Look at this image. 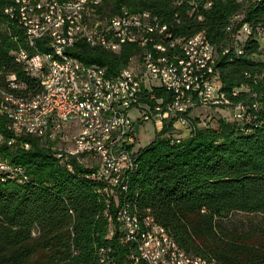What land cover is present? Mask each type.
Masks as SVG:
<instances>
[{"label": "trees", "instance_id": "16d2710c", "mask_svg": "<svg viewBox=\"0 0 264 264\" xmlns=\"http://www.w3.org/2000/svg\"><path fill=\"white\" fill-rule=\"evenodd\" d=\"M11 4L0 0V93L30 99L42 84L11 55L18 43L25 46L24 30L4 13ZM125 9L147 11L181 40L207 34L218 49L221 90L232 104L245 105L246 118H218L213 126L200 128L192 124L186 137H166L172 121L165 124L139 148L138 166L127 173L117 199L119 214L124 207L138 218L148 214L190 256L216 264H264V222L257 220L264 215V60L255 58L260 47L253 33L240 40L241 53L235 38L244 22L253 32L264 28V0H201L193 6L189 0H102L95 13L103 19ZM237 13L242 18L236 23ZM158 42L169 47V39L158 37ZM130 44L111 52L77 40L66 54L84 66L96 63L114 73L139 50ZM30 52L44 53L45 46L37 42ZM10 73L26 88H9ZM255 101L263 105L259 116L253 112ZM11 127L0 110L4 140L11 137ZM17 132L22 135L17 143L0 145L5 167H23L26 174L0 169V264H131L127 253L135 259L136 243L117 232L116 207L99 179L90 177L92 168L77 165L71 171L38 136ZM235 213L253 217L237 221ZM101 248L108 254H100Z\"/></svg>", "mask_w": 264, "mask_h": 264}, {"label": "built area", "instance_id": "2783aa9c", "mask_svg": "<svg viewBox=\"0 0 264 264\" xmlns=\"http://www.w3.org/2000/svg\"><path fill=\"white\" fill-rule=\"evenodd\" d=\"M49 8V17L46 21H70L75 19L74 12L66 9H56V1L79 0H47ZM201 0H198V4ZM39 10L35 0H13V4L4 8V13L14 21L18 27L20 24H27V29L38 28L42 23H35V12ZM95 12V11H93ZM242 15L237 13L233 16L234 22H240ZM112 23H121L122 30L112 32L113 37H120L122 43L130 44V36H138L133 32H127V25L132 22H124L118 19L117 15H105V23L90 25L86 22L85 35L90 36L91 40H101V35L111 33ZM232 24L226 27L230 30ZM28 35L27 32H23ZM254 34L258 40L264 42V28H247V22L240 25L236 32V52L239 53L240 40ZM207 36V34H206ZM163 39L174 40L172 48V62L165 63V60L158 57V48L148 50V46L141 47L127 61L125 66L117 69L114 73L107 69H99L95 63L94 68H81L79 65L69 63V60H57L56 63L44 64V68L35 66V59L28 52H23L21 44L11 51L15 61H19L23 71L28 76H33L37 81L42 76V70L50 68L54 73L56 91L50 93V104L46 109H53L54 116L47 124L42 125L43 129H37L39 140L42 145L49 147L57 159L63 160V165L69 166L73 171L75 166L92 168L90 177L99 179L101 188L108 193L116 207L114 219L117 232L121 236H129L133 243H137L140 250L143 251V260H134L127 257L131 264H162V261L169 260V252H176L174 245L170 240H164L166 245V258L157 259V246H155L156 229L148 222L149 237H141L138 229L133 227L131 220L125 219L123 214H119L117 199L122 192V186L127 180L129 169L138 166L136 156L140 144L136 128L138 124L151 121L157 126V132L172 121L171 133L165 132L166 137H182L178 130L188 129L190 132V123L187 119L190 109L195 107H207L212 104H221L229 102L221 90V77H215L213 63L218 59V49L209 37L203 39L200 43L190 47L191 55H183L181 41L179 36H174L167 24L164 34L159 36ZM57 38L67 40L68 47L59 49ZM14 39V38H13ZM45 46L47 54V45H58V52H70L69 43L72 41L62 35H57L54 43H47L46 37L43 39H32ZM228 49H224L223 54ZM60 62L69 64L68 82L59 81ZM81 68L82 78L72 77V69ZM92 69H99V76H92ZM6 81L14 87L26 88L24 82L19 81L14 73L6 75ZM101 82H110V96H98V87ZM87 85H96L95 94H87ZM238 93L237 89L232 92ZM106 97V105L102 111L97 110L99 98ZM188 100L189 108L180 109L179 101ZM238 112L234 118L241 120L245 117V105L236 103ZM135 112L132 114V112ZM64 112H72V119L66 125L59 127L56 125V117ZM31 116V115H21ZM81 132H89V140H82ZM78 134L79 143L70 144L69 135ZM16 128L11 127V137L4 140L0 135V145L4 142L8 144L17 143L20 138ZM52 138H60L64 142L62 151L52 150ZM24 148H29V143L22 142ZM0 168L9 169L12 173H18L19 177L25 174V169L14 167H2L0 157ZM114 232V225H109ZM100 254H108L107 250L101 248ZM186 255H190L186 252ZM186 255L182 256L183 264H197L196 261L187 262ZM109 258V257H108ZM108 264H112L108 260Z\"/></svg>", "mask_w": 264, "mask_h": 264}, {"label": "bare ground", "instance_id": "6f19581e", "mask_svg": "<svg viewBox=\"0 0 264 264\" xmlns=\"http://www.w3.org/2000/svg\"><path fill=\"white\" fill-rule=\"evenodd\" d=\"M38 4V9L35 12V23H42L38 28V31L35 29H27V24H20L24 32L28 31V35L24 33V43L25 46H21L23 52H28V55H32L33 59H35V66L37 68H44V64L48 63H56L57 60H69V63L73 65H79L81 68H94L95 65H86L84 66L78 59L75 57H71L66 54V52H58L59 49H66L68 47L67 40L64 38H57L58 45L48 44L47 45V54L40 52H30V49H33L37 45V41H32V39H43L46 37L47 43H54L57 35H62L68 39L72 38V41L69 43V48L74 45L77 40H84L87 43L96 48H103L105 50L111 52H117L121 49L123 44L120 37H113L112 32H118L122 30L121 23H112L111 25V33H104L101 35V40H91L90 36L85 35L86 33V22L88 15L94 14V17L97 19L94 24L98 25L105 23V18H100L95 12L97 5L102 0H79V2L73 1H56V9H66V11L74 12L75 19L70 21H58V22H50L46 21L49 15L48 1L47 0H35ZM198 0H189L190 5H194ZM95 11V12H93ZM118 19L123 20L124 22H132V25H127V32H133V34L138 36H143L138 38L137 36H130V43L135 44L139 49L141 47L148 46V50H155L158 48V57L165 60V63L172 62V48H174V40H169V47L166 48L165 45L158 42V37L165 33L166 26H161L158 22L157 17L152 16L147 11L139 12V13H130L129 11L122 10L120 14H117ZM200 19V17H198ZM88 24V23H87ZM247 28H250L247 25ZM207 38L203 32H197L191 38L183 39L181 41V48L183 50V55H191L190 47L200 43L203 39ZM181 40V39H180ZM239 53L241 50L239 49ZM216 61V60H215ZM215 61L213 63V70L215 77H218ZM19 63V61H17ZM74 68L72 69V77L74 78H82V69ZM99 69H107L104 67H98ZM60 73H59V81L68 82V71L69 64L67 62H60ZM99 69H92V76H99ZM42 76L39 78L40 84H42V89L40 92L36 93L32 98L28 99L24 96L15 97L12 94L8 93H0V98L3 103L0 104V110L7 114L9 117L11 124L18 131H23L28 135H36L39 137V132L37 129H43L42 125L47 124L50 119L54 116L53 109H46L50 104L49 95L52 91H56V84L54 81V73L50 68L41 69ZM9 88L18 89L19 87H14V85H10L7 83ZM96 85H87V94H95ZM110 82H101L98 87V96H110ZM104 105H106V97L99 98V104H97V110L102 111L104 109ZM180 109L189 108L188 100L179 101ZM21 115H31V116H21ZM72 119V112H64L60 114L59 117H56V125L59 127L67 126L66 123ZM70 144L79 143L78 134L69 135ZM82 140H89V132H81ZM55 142V151H62L64 149V142L60 138H52ZM58 162L63 165V160L58 159ZM2 167L5 165L1 162ZM69 169L70 167L67 166ZM2 170H6V168H0ZM133 169V168H132ZM132 169L128 170V173L132 171ZM125 185L122 186V191L125 190ZM105 192V190H104ZM120 214L125 216V219L131 220L133 223V227L138 229L141 234V237H149L148 232V222L146 220L147 216H143L138 218L135 214L129 215L127 213V209L124 207L120 210ZM149 223L156 229L157 235L155 236V246H157V259L164 260L166 258V245L164 240H170V244L174 245L176 252H169L168 259L162 261V264H183L182 256L186 255V253L174 243L172 237L169 232L165 230L163 227L156 225L153 219L148 215ZM126 242L131 241L132 239L129 236H123ZM137 246V243H136ZM187 262L196 261L197 264H216L213 261L204 260L199 257H195L193 255H186ZM143 260V251L140 250L137 246L136 248V256L134 260Z\"/></svg>", "mask_w": 264, "mask_h": 264}, {"label": "rangeland", "instance_id": "374dc122", "mask_svg": "<svg viewBox=\"0 0 264 264\" xmlns=\"http://www.w3.org/2000/svg\"><path fill=\"white\" fill-rule=\"evenodd\" d=\"M97 19L94 17V14H91L90 16L88 15L87 17V23L88 24H94ZM244 36L242 35L241 38H243ZM259 54L255 56L256 59H262L264 60V42L262 40H259ZM240 89H245L244 86H240ZM237 104L234 103L232 104L231 101L226 102V103H221V104H212L210 106L207 107H195L189 110L188 112V117L189 119H191V124H194L196 127L200 128V127H204V126H213V124L215 123V121L218 118H224V119H228V120H234L236 118H234L235 114L238 112L237 108H236ZM253 107V112H255L254 114L258 115L263 111V105L260 102L255 101L254 104L252 105ZM135 112L133 111L132 114H134ZM157 125L151 121H146L143 124H138L137 128H136V133L137 136L140 139V144L142 145H146L148 144L150 141H152L155 138V133H157ZM179 134L181 132V136L188 134L187 130L184 129V131L182 129L178 130ZM183 137V136H182ZM236 215H234V218L238 221H243L246 222L248 221V217H253V215H244V214H238L235 213ZM248 216V217H247ZM258 221H263L264 222V215L263 216H259L257 218Z\"/></svg>", "mask_w": 264, "mask_h": 264}, {"label": "crops", "instance_id": "0c3cea01", "mask_svg": "<svg viewBox=\"0 0 264 264\" xmlns=\"http://www.w3.org/2000/svg\"><path fill=\"white\" fill-rule=\"evenodd\" d=\"M182 130L184 131V129H182ZM185 130H187V128H186ZM187 133H188V134H186V135H183V134H182V136H183V137H186V136H188V135L190 134L189 132H187ZM180 134H181V132H180Z\"/></svg>", "mask_w": 264, "mask_h": 264}]
</instances>
